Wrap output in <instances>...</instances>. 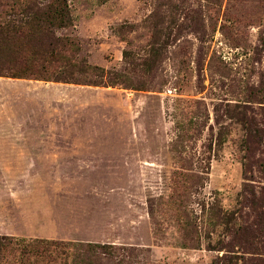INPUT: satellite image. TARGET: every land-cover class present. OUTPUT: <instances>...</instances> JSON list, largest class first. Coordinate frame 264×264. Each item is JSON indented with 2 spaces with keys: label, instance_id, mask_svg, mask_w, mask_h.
<instances>
[{
  "label": "rangeland",
  "instance_id": "374dc122",
  "mask_svg": "<svg viewBox=\"0 0 264 264\" xmlns=\"http://www.w3.org/2000/svg\"><path fill=\"white\" fill-rule=\"evenodd\" d=\"M68 5L30 35L25 0H0L19 30L0 44L68 37L80 80L0 76V235L102 244L91 264H264V0Z\"/></svg>",
  "mask_w": 264,
  "mask_h": 264
},
{
  "label": "trees",
  "instance_id": "16d2710c",
  "mask_svg": "<svg viewBox=\"0 0 264 264\" xmlns=\"http://www.w3.org/2000/svg\"><path fill=\"white\" fill-rule=\"evenodd\" d=\"M40 1L45 4L38 11L33 12L32 6L36 5L31 0H25L28 10L24 12L25 26L20 29L21 33L34 35L41 30H50L51 26L64 27L71 23L68 0ZM0 32L14 35L19 30L1 27ZM73 45L72 39L68 37L57 39L45 49H42V45L36 47L23 41L2 43L0 44V76L78 82L80 80L73 74L74 66L77 65L62 52ZM5 56L6 60L3 62L1 59L2 57L5 59ZM116 81L111 80L108 83L115 84ZM98 248H102V244L83 245L56 239L0 235V264H91L92 259L84 257L83 252L92 253L94 252L92 250Z\"/></svg>",
  "mask_w": 264,
  "mask_h": 264
}]
</instances>
